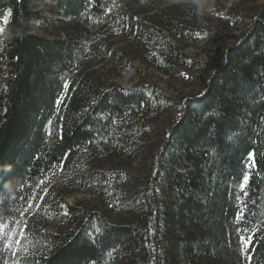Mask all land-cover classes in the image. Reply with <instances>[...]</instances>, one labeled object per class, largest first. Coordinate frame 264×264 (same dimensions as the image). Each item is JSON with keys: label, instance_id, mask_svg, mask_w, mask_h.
Instances as JSON below:
<instances>
[{"label": "trees", "instance_id": "16d2710c", "mask_svg": "<svg viewBox=\"0 0 264 264\" xmlns=\"http://www.w3.org/2000/svg\"><path fill=\"white\" fill-rule=\"evenodd\" d=\"M49 1L0 0V264H264V0Z\"/></svg>", "mask_w": 264, "mask_h": 264}, {"label": "snow or ice", "instance_id": "6c2138e0", "mask_svg": "<svg viewBox=\"0 0 264 264\" xmlns=\"http://www.w3.org/2000/svg\"><path fill=\"white\" fill-rule=\"evenodd\" d=\"M0 31H2V29H0ZM67 91H68V83L65 82L64 93H62V95L56 101L57 107H59L62 104L64 96L67 94ZM249 161L250 162L249 164L246 165V167L251 169L255 165L253 153H249ZM250 176H251L250 171L244 173L243 180L240 185L241 191H243L244 188L247 186ZM245 195H247V193H245ZM243 219H244V208L241 207L240 211L237 213L236 222L239 224ZM5 229H6V225H4L3 223H0V234H3V236L5 237V240L7 241V239L9 238V233ZM237 234L239 235V239H240L241 252L242 254H247L249 251V245L252 243V238H253L254 233H250L247 228H238ZM17 243H19V241H17ZM5 247L10 248L11 244L6 242ZM248 259L249 260L251 259L250 255L248 256Z\"/></svg>", "mask_w": 264, "mask_h": 264}, {"label": "rangeland", "instance_id": "374dc122", "mask_svg": "<svg viewBox=\"0 0 264 264\" xmlns=\"http://www.w3.org/2000/svg\"><path fill=\"white\" fill-rule=\"evenodd\" d=\"M36 1H37L38 7L41 10H50L51 8L54 7L53 3H51L49 0H36ZM166 1L169 3V6H175L176 4H179L180 3V7H181V6H184L185 5V4H182V3H187V2H189L191 0H166ZM250 1H252V0H250ZM260 3H262V2H259V4ZM223 13L225 14L226 12H223ZM7 20L4 21L5 24L7 23ZM1 32H3V30ZM37 32L39 34H43L44 33V31H43L42 28H39V30ZM229 43H230V40H226L224 42L219 43L218 45L227 46ZM184 51L186 53H188V54L193 55V56L198 55V53L195 50H187V49H185ZM200 59H202L204 61L207 60L205 57L204 58L203 57H200ZM89 199H90L89 197L80 194V195H77L75 197L66 198V202L69 203V204H72L76 200H89Z\"/></svg>", "mask_w": 264, "mask_h": 264}, {"label": "clouds", "instance_id": "9594fccd", "mask_svg": "<svg viewBox=\"0 0 264 264\" xmlns=\"http://www.w3.org/2000/svg\"><path fill=\"white\" fill-rule=\"evenodd\" d=\"M208 11H212V9L211 8H208Z\"/></svg>", "mask_w": 264, "mask_h": 264}]
</instances>
